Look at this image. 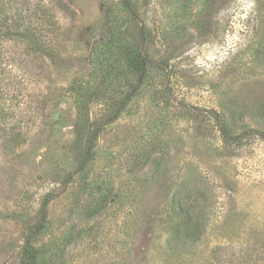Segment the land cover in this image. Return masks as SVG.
Masks as SVG:
<instances>
[{
	"label": "rangeland",
	"instance_id": "obj_1",
	"mask_svg": "<svg viewBox=\"0 0 264 264\" xmlns=\"http://www.w3.org/2000/svg\"><path fill=\"white\" fill-rule=\"evenodd\" d=\"M0 264H264V0H0Z\"/></svg>",
	"mask_w": 264,
	"mask_h": 264
}]
</instances>
